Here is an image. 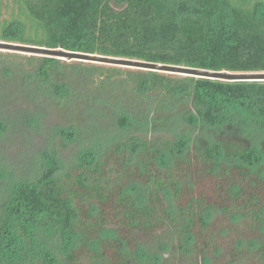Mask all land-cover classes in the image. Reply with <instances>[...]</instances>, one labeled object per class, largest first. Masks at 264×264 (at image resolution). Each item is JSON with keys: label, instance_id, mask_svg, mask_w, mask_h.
I'll return each mask as SVG.
<instances>
[{"label": "trees", "instance_id": "16d2710c", "mask_svg": "<svg viewBox=\"0 0 264 264\" xmlns=\"http://www.w3.org/2000/svg\"><path fill=\"white\" fill-rule=\"evenodd\" d=\"M0 41L264 73V0H0ZM0 98L58 105L70 119L52 133L67 141L106 135L61 175L4 196L0 186V264H164L143 245L132 249L131 235L165 228L168 241L154 237L176 262L196 252L198 264H213L221 240L232 245L233 264H264V81L0 51ZM15 114L10 121L0 107L2 136L39 127ZM202 181L209 190L194 194ZM213 213L228 217L218 240Z\"/></svg>", "mask_w": 264, "mask_h": 264}, {"label": "rangeland", "instance_id": "374dc122", "mask_svg": "<svg viewBox=\"0 0 264 264\" xmlns=\"http://www.w3.org/2000/svg\"><path fill=\"white\" fill-rule=\"evenodd\" d=\"M2 1L4 5L9 2V0ZM2 12L4 14L5 10ZM0 51L3 53L20 54L22 56L35 55L31 53H20L7 50ZM2 99L3 98H0V107L2 108V113L4 112L10 121L16 122L15 113L21 111L24 113V120L32 118L33 120H36L40 128L38 127L35 129L33 127L28 128L26 126H19L17 128L9 129L7 133L4 134V136L0 134V186L3 187H0L3 189L1 196H4V191L6 189L9 190L10 187L16 184L23 182L37 183L40 178L46 175H61L67 172L76 165L79 160L80 153L83 150L90 148L91 145L97 142V140H100L106 136L103 134L99 136L95 135L96 137H93L92 134L83 131L82 137L79 136L76 139L67 141L62 136H53L52 133V128L61 122L68 123L70 119L67 117V115H65L58 105L51 104L50 102L40 98H36L35 100L30 98H18L11 102L5 100L2 102ZM156 136H161L165 139H172L173 137L169 133H161L157 134ZM50 164H53V168H51ZM49 165L51 169H49ZM205 181H202L201 184L203 185ZM203 187L205 188L204 185L202 188L201 185H199L198 190H194V194L199 195L204 192ZM205 190H209L208 186L205 188ZM139 196H142V191L140 190H138V197ZM209 218L211 221V236H214V238L218 240L220 239L219 236H221L220 232H222V230L228 225V217L221 216L218 213H213V215ZM165 233H167L166 228L163 230L159 229L153 235H151L148 231L144 232L137 230L133 233V235H131L134 240L132 249H135V246L137 245H143L145 246L144 249L147 250L149 254H161L164 264H198V260L200 258H197V255L199 256V254L196 252H193L192 256L190 257L187 256L184 259L178 258L176 262V260H173V258H176L177 256L173 255L172 250L167 252L161 250L159 245L161 240L158 238L155 239L154 236H164L163 239L168 241L169 234L163 235ZM215 245L220 246L221 249H219V254L212 255L214 258H212V263L233 264V259L231 257L233 250L232 245H227L221 240L219 242L217 241ZM243 247L249 248L251 250L255 249V247H251L250 243L247 241L244 242ZM211 248L213 249V246ZM87 260V256L83 255L82 263L87 262ZM136 264L147 263L137 261Z\"/></svg>", "mask_w": 264, "mask_h": 264}, {"label": "water", "instance_id": "95a60500", "mask_svg": "<svg viewBox=\"0 0 264 264\" xmlns=\"http://www.w3.org/2000/svg\"><path fill=\"white\" fill-rule=\"evenodd\" d=\"M0 50H7L12 52H20V53H31L41 56H53L64 60L69 59L72 61L101 63L106 65L137 68L142 70H152V71H158L168 74L193 76V77L223 80V81H264V73H254V74H230L226 72L220 73V72H212V71L185 68V67L147 63V62H141L135 60L75 53V52L65 51L63 49H58V50L43 49L33 46L6 43L1 41H0Z\"/></svg>", "mask_w": 264, "mask_h": 264}]
</instances>
